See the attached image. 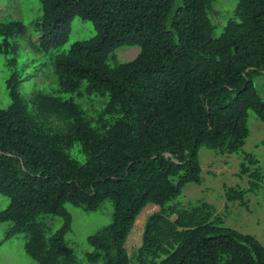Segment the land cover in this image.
<instances>
[{"label": "trees", "instance_id": "trees-1", "mask_svg": "<svg viewBox=\"0 0 264 264\" xmlns=\"http://www.w3.org/2000/svg\"><path fill=\"white\" fill-rule=\"evenodd\" d=\"M213 1L40 0L31 21L38 37L24 48L31 66L48 67L47 81L28 93L15 41L26 27L0 21V52L10 54L0 107V194L8 198L0 222L10 225L0 244L23 233L37 264H79L66 205L96 211L109 200L110 222L86 237L89 264H264V245L225 226L211 203L177 200L186 184L203 181L200 148L240 154L248 185L226 187L227 202L247 207L263 181L260 158L243 146L248 112L264 124V0L220 9ZM74 18L91 21L95 35L55 51ZM122 46L140 50L109 64ZM84 95L100 98L93 114ZM148 204L158 209L129 255L127 237ZM45 216L60 218L59 227L47 230Z\"/></svg>", "mask_w": 264, "mask_h": 264}, {"label": "rangeland", "instance_id": "rangeland-1", "mask_svg": "<svg viewBox=\"0 0 264 264\" xmlns=\"http://www.w3.org/2000/svg\"><path fill=\"white\" fill-rule=\"evenodd\" d=\"M40 0H0V21L11 19L21 20L25 27L24 36L15 39L18 43V66L25 74L24 81L21 82L20 88L28 93L29 87L35 83L46 80L43 76L46 74L48 67L42 69L40 66L33 67L29 64V53L24 48V42L31 35L32 40H37V35L33 34L31 21L38 16V2ZM237 0H214L213 6L220 9L222 5L227 6ZM233 4V5H234ZM210 17L214 24V19L210 12ZM221 27H215V33L218 35ZM95 27L91 21H84L74 18L71 21V31L67 42L55 49L57 52L67 51L70 45L79 39H84L95 35ZM0 36V42H2ZM138 46H122L114 50V57L108 58V63L114 61H128L137 55ZM10 54L0 52V107L7 106L8 97L4 88V74L7 75L8 69L4 64L5 58ZM56 86V76H55ZM264 99V91L260 90ZM66 98L74 96L73 94H62ZM80 103L90 114L100 108V98L96 96L84 95L79 99ZM249 135L246 138L243 149L256 154L260 158V166L263 175L261 187L255 193L247 194V207L240 206L238 202H227L224 198L226 187L246 188L248 185L247 176H239L240 154H219L206 148L199 149V161L202 168L201 177L203 181L200 184H186L182 189V195L177 199L183 205L198 202L200 200L211 203L216 214L219 215L225 226L232 227L241 232L255 236L264 245V124L257 119L253 111L248 112ZM72 154L80 160L81 154L76 149ZM76 154V155H75ZM240 156V157H239ZM8 204V198L0 194V211ZM66 208L72 215V229L66 238L70 247L74 250L77 262L79 264H89L85 259V252L90 249L86 242L87 235L93 233L98 228L108 224L112 217V203L106 200L96 211H85L80 207L67 204ZM158 206L153 204L146 205L137 215L133 228L127 237L125 248L129 255L140 245L141 234L146 216L156 211ZM46 217L51 218L52 222L44 220ZM43 219L47 230H55L59 227L61 220L58 217L45 216ZM9 222H0V240L4 237L5 231L9 227ZM24 234L18 233L0 244V264H37L35 260L29 257L24 250Z\"/></svg>", "mask_w": 264, "mask_h": 264}, {"label": "crops", "instance_id": "crops-1", "mask_svg": "<svg viewBox=\"0 0 264 264\" xmlns=\"http://www.w3.org/2000/svg\"><path fill=\"white\" fill-rule=\"evenodd\" d=\"M137 52H139V50H137ZM138 54V53H137Z\"/></svg>", "mask_w": 264, "mask_h": 264}, {"label": "clouds", "instance_id": "clouds-1", "mask_svg": "<svg viewBox=\"0 0 264 264\" xmlns=\"http://www.w3.org/2000/svg\"><path fill=\"white\" fill-rule=\"evenodd\" d=\"M140 50V49H139Z\"/></svg>", "mask_w": 264, "mask_h": 264}]
</instances>
